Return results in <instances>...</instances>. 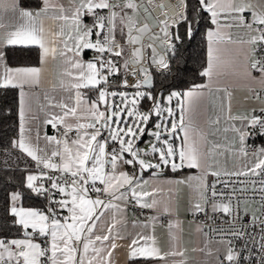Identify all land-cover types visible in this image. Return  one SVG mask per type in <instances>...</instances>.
Instances as JSON below:
<instances>
[{
  "label": "snow or ice",
  "instance_id": "1",
  "mask_svg": "<svg viewBox=\"0 0 264 264\" xmlns=\"http://www.w3.org/2000/svg\"><path fill=\"white\" fill-rule=\"evenodd\" d=\"M153 0H149L151 5ZM76 3V0H73ZM201 8L211 16V22L219 29V15L225 10L216 0H199ZM159 7L164 14L165 19L160 21L163 32V43L167 50L173 54L176 51V44L183 43V37L180 35L179 26H184V31L191 39L198 26L199 21L189 19L188 15L182 9L185 7L184 0H180L179 7L175 17H168L163 9V4L155 5ZM50 0H43V6L33 12L20 8L18 0H12V17L6 23L3 15H0V88H20V137L18 141H13V147L18 146L20 151L31 157L36 163L37 172L29 173L23 182L24 188L29 193L37 197H43L47 202L46 209L25 208L18 206L23 191H13L10 194L11 207L10 214L15 218L14 223L18 225L23 233V238L0 239V264H111L110 257L112 251L118 247L116 239H125L117 233L113 235V229L116 223V214L122 213L124 209L119 203L114 201H124L125 203L135 201L140 207L153 208L159 203L155 198L149 202L145 199L153 195L157 189L151 192L144 189L149 181L142 182L137 180L136 171L143 173L148 170L153 171V176L162 172L164 168L170 165L172 171H176L185 166L200 167L198 155L188 146L189 124H185V114L190 111L191 100L197 96L199 89L208 87L207 85H194L192 89L180 93L173 91L168 96V102L175 98L180 108V118H175L174 110L171 107H162V102L151 92H145L141 89L151 86L150 75L143 68L140 74L143 80L134 84H129L125 79L122 87L135 88L136 91L130 96L127 91H110L108 88L109 77L116 72L117 65L111 58L112 56H122L125 46L128 48V57L125 60V68L129 60L133 65L138 64L144 59L142 49L133 47L139 44L141 36L137 33H144L148 25L141 26L137 16L140 5L135 0H123V3L113 0H79L78 6L70 13L62 7L57 9L54 19L63 20L61 39L63 48L60 55L64 58L65 64L71 71H66L65 75L72 78L71 87L76 89V105L72 107L64 103L52 104L50 106L66 109L63 116H53L52 120H46L45 123H51L53 128L57 123L64 124L65 135L73 130L77 133L76 138L71 140V146L68 141H56L55 137L45 136L44 139L51 144L53 141L59 146L64 144L63 151L59 148L50 153L38 146L33 147L30 138L27 135L25 121L27 120L25 110V84H38L41 79V69L37 67H9L6 63V57L3 47L8 45H36L40 49V62L45 64L48 58L55 57L56 49L50 46L45 36V29L42 19L49 15ZM3 8L0 0V9ZM107 10V14H102L98 10ZM127 9L132 10L129 14ZM252 5L241 4L227 5L228 12H235L240 15L232 17L240 25L248 29V40L242 43L256 44L264 43V13L252 10L251 22H246L242 15L244 11L251 10ZM144 12H149L148 7ZM84 16H91L92 23L84 22ZM18 18V19H17ZM117 20L120 24V34L125 35L124 44L118 42L115 38L117 31ZM231 27V25H228ZM256 26V27H254ZM175 27L176 32L171 29ZM93 34L95 41L92 40ZM154 39H160L157 34H152ZM208 41V67L201 73L211 79L213 71L214 44L225 41L224 36L219 31L208 30L206 33ZM227 42H231V37ZM152 47V45H149ZM91 49L97 55L90 61L82 59L84 50ZM67 53H71L68 56ZM110 54L107 56L105 54ZM152 63L159 68H167L168 64L163 57L157 58L155 48L152 51ZM251 67L259 70L264 75V61H249ZM107 70L106 73L104 70ZM133 76L137 73L133 72ZM80 89H87L98 94L97 99L92 101L88 108V116H85V122H79L81 117L77 115V108L88 104L79 92ZM119 97L117 103L116 97ZM111 97V101L108 98ZM148 99L152 101V108L148 112H141L137 105L140 100ZM187 103V106H186ZM104 104L103 110L99 108ZM167 112L171 120V126H168V120L164 113ZM155 114L158 122L154 123V130L148 129L152 115ZM73 116L76 123H66L64 117ZM232 119L247 120L252 128H259L260 134L264 135V118L252 115L250 117H232ZM107 136H103L104 132ZM239 135L241 145L244 144L248 133L243 129H235ZM184 133V139L179 145L173 141L179 139V133ZM144 134L153 137L154 142L143 149L139 148L137 141ZM40 136L37 133L35 141L39 142ZM112 143L111 150L108 149L109 143ZM243 151V148H241ZM256 162L251 171L252 174L264 173V148L258 150ZM59 157V163L55 158ZM151 157V159H149ZM108 158V159H106ZM179 159L180 163L176 160ZM90 162V166H89ZM105 164L110 165L111 171H107ZM121 165L131 166L132 173L120 171ZM212 175L219 176L220 173L213 172ZM228 175H245L246 172H230ZM192 178L190 177L189 180ZM199 179V178H197ZM99 181V187L97 185ZM171 183V181H168ZM181 184L185 181H176ZM140 189L139 191L137 189ZM96 192L97 197L93 199L90 192ZM264 193V186L261 188ZM197 195L191 211L198 213L205 211V206L210 202L206 195L207 186L204 185V192H201L200 185L196 186ZM57 193L59 198H57ZM110 197L103 199L100 194ZM130 193V196H129ZM213 196H215L213 186ZM201 200L203 203H201ZM264 200V196H262ZM213 212L222 211L231 215L229 204L211 201ZM105 211L111 212V222L106 223L104 228L97 231L98 222L104 217ZM168 211V207H164ZM257 218L254 216L253 220ZM154 223V221H153ZM264 223V222H262ZM135 227V225H134ZM143 227H147L144 225ZM169 233L172 240L176 237L172 233L175 227L169 223ZM106 229V231H105ZM237 239L242 236L247 237L246 233L233 232ZM38 238H43V246L37 242ZM258 251L264 252V227L261 228ZM175 251L162 252L159 247L156 236L139 232L129 234V242L126 245V255L129 264H149L150 261H164L168 256L180 255ZM242 252L235 251L231 241L227 242L224 249V260L228 264H241ZM249 260V257H244ZM259 264H264V257L259 259Z\"/></svg>",
  "mask_w": 264,
  "mask_h": 264
},
{
  "label": "crops",
  "instance_id": "2",
  "mask_svg": "<svg viewBox=\"0 0 264 264\" xmlns=\"http://www.w3.org/2000/svg\"><path fill=\"white\" fill-rule=\"evenodd\" d=\"M158 1L163 4L166 13L170 15L177 11L180 3L179 0ZM261 1L264 3V0ZM78 2L79 0H76V3H73V0H50L49 15L42 19V24L45 29L46 39L50 42V46L56 49V55L54 58L50 56L45 64L42 65L40 62V49L36 45H6L2 49L4 54L7 47H29L36 50L37 60L35 63L9 62L7 59L6 63L9 67L13 68L37 67L41 69V79L38 84L24 85L23 90L25 92V110L27 116L25 128L32 146L43 148L49 153L57 148L62 152L64 144L61 143L58 146L55 141L49 144L44 139L45 136L54 137V133L56 132V127L53 128L51 123H45V121L52 120L53 116H63L64 111H66V109L50 106L49 101H51L52 104L64 103L72 107H77V90L71 87L72 78L65 75V72L71 71V69L65 64L64 58L59 54L60 50L63 48L61 35L64 21L54 19L53 17L57 14L56 10L60 7L70 13L78 6ZM216 2L223 5L225 10L220 12L219 15V29L211 22V16L209 14L211 27L205 31L206 62L203 71L208 67L207 31L210 29L219 31L220 34L224 36L225 41L213 45V71L211 79L207 76H203V80L196 84L207 85L208 87L198 90V93L202 94H198L192 98L190 111L185 114V124H189L190 121L188 146L198 155L200 167L190 168L185 166L176 171H172L169 165L156 176H153V171L155 170H148L143 173H139V170L136 171L137 180H139L141 184L145 180L149 181L147 185H143L145 190L151 192L153 189H157L153 195L145 197V199L151 202V200L155 198L159 203L156 207L147 208L140 207L135 201H131L135 207L130 210L124 201H114V203H119L124 211L116 214L113 235L118 233L119 236L125 237V239H116L118 247L111 250V264H129L126 255V245L129 242V234H136L139 232H144L149 236L154 234L162 252L175 251L181 253L180 255L168 256L164 261H150L149 264H218V258L224 257V249L227 242L224 240H212L207 238L200 226L191 218L193 212L191 209L196 199L200 198L197 195L196 186L200 185L201 192H204V185L207 184L211 177L215 176L211 173L218 172L220 174H226L230 172H246L247 174H252L249 170L252 169L256 162L255 154L259 149H257L255 153L247 155L241 151V148L245 149L250 142L255 141V133L252 131L247 120H234L232 117H248L250 109L254 107H264V98L252 97V90L254 88L264 87V75H262L261 72H254L252 70L249 61L253 60L255 44L250 45L241 42L248 40V29L232 18L240 14L228 12L227 5L229 3L235 5L250 4L252 5V9L247 10L250 13L252 10L264 13V7L259 10L258 6L255 4V0H216ZM2 3L3 8L0 9V15H3L7 23L9 18L13 15L11 10L12 0H2ZM18 5L20 8L35 12L43 6V0H38V5L34 7L21 6L19 1ZM125 11L131 14L132 10L127 9ZM137 16L141 26L145 24L148 25L144 33H137V35L141 37L146 36L150 41L155 43L159 50H163L167 53V47L163 43L162 25L158 23L150 12L147 14L145 13L143 16H140L139 12H137ZM163 18L164 17L160 15L159 21H163ZM84 22L91 24L92 17L84 16ZM228 25H231V27ZM120 27L119 20H117L115 38L118 42L124 44L127 29L125 28V35L122 37L119 30ZM152 34H157L160 39H154ZM229 37H231V42H227ZM95 39L96 37L93 34L92 40L95 41ZM133 47H140V42ZM90 50L91 49L83 51V60L90 61L93 59L89 56ZM126 50L127 46H125L124 53ZM149 51H151L150 56H148ZM152 51L153 47H149L147 51V61L150 63H152ZM124 53L119 57L113 56L117 65L116 71L119 70L118 72H120L125 58ZM156 54L157 58L161 57L157 51ZM67 55L71 56L72 54L67 53ZM192 87L193 86L184 89L181 93L192 89ZM14 89L17 95V136L14 141H18L21 125V89L18 87ZM109 90L122 91L121 89L115 88H109ZM79 92L82 94L83 98L88 101V104L81 105L77 108V115L81 117L79 122L83 123L85 122L84 117L89 115L87 110L91 102L97 99L98 94L87 89H80ZM111 99V97L108 98L109 101H111ZM115 99L118 103L120 98L117 96ZM172 102L176 105L175 117L179 120L180 108L178 107V101L173 98ZM104 107V104L99 105L101 110H103ZM64 120L66 123H76V118L71 115L64 117ZM57 125H60L62 131L65 133L64 124L57 123ZM241 128L248 133L243 145H241L239 135L235 131V129ZM37 133H39L40 136L38 144L35 141ZM67 133H70V139L61 135L58 139L55 138L56 141L66 139L69 146H71V140L76 138L77 133L75 128ZM105 133L107 136V132ZM183 139L184 133L180 132L179 139L173 142L179 145ZM16 148L33 164V169L27 171L24 175L25 181L29 173L37 172L36 163L31 157L21 152L18 146H16ZM55 162L59 163V157L55 158ZM176 162L180 163L178 158ZM105 168L107 171H111L110 165L105 164ZM119 170L130 172L132 168L128 165H121ZM257 171L258 169L256 172ZM190 177L192 178L191 180H189ZM168 181H171V183ZM176 181H185V183L177 184L175 183ZM96 183L99 187H103V185L99 184V181ZM137 190L139 191L140 189L138 188ZM100 196L105 200L110 199V197L104 196L103 193H101ZM91 197L95 199L97 194ZM201 203H203L202 200ZM210 205L211 202L206 206L212 208ZM18 206H20L19 203ZM165 206L168 207L167 212L164 211ZM10 207L11 200L9 209ZM25 208L43 209L44 207ZM143 210L146 211L145 214L142 213ZM110 222L111 212L105 211L104 217L98 222L97 231H100V229L104 228L106 223ZM169 223L175 225L171 230L176 237L175 240H172L170 236ZM144 225H147V227H143ZM14 238H23V233L17 237H0V239L6 240ZM41 239L42 238H38L37 242L42 244ZM140 264H142V262H140Z\"/></svg>",
  "mask_w": 264,
  "mask_h": 264
},
{
  "label": "built area",
  "instance_id": "3",
  "mask_svg": "<svg viewBox=\"0 0 264 264\" xmlns=\"http://www.w3.org/2000/svg\"><path fill=\"white\" fill-rule=\"evenodd\" d=\"M180 1V0H179ZM116 2H123V0H113ZM135 3L140 5L138 12L140 16L145 14L144 8L148 7L149 12L153 17L159 21V16L164 14L161 12L159 7H156V4H159L158 0H153L152 4H149V0H135ZM164 9V8H163ZM165 11V9H164ZM102 14H107L106 10H100ZM166 12V11H165ZM176 12L167 14L168 17H175ZM242 15L246 18V22H251L252 14L249 11H244ZM256 27V26H254ZM264 27V26H260ZM246 28V27H245ZM149 45L155 48V50L163 57L167 64L168 58L167 53L163 50H159L155 43L150 41L146 36H142L140 40V48L142 49L144 59L140 63L133 65L129 60L127 68H125V60L128 57V48L126 50L125 58L121 66L120 72L116 71L113 75L109 77L108 88H123L122 82L127 79L129 84H134L137 79L142 81L144 78L140 74V69L143 68L149 73L150 70H154L157 73L167 72L168 67L159 68L153 63L147 61V51ZM97 55L93 50H90L89 56L94 57ZM106 58L110 54H105ZM113 60V56L111 57ZM254 61H264V43L257 42L255 44ZM252 68V67H251ZM254 72H260L259 70L252 68ZM106 73V69L104 70ZM136 72L137 75L133 76L132 73ZM253 98H264V87L254 88L252 90ZM255 115L257 117L264 118V107H254L250 109L248 117ZM252 131L255 133V141L250 142L245 149H243L244 154H253L257 149L264 148V135L260 134L259 128H252ZM106 132V131H105ZM103 133V136L106 137V133ZM61 135H64L67 139L71 138L70 133H65L62 131L60 125L56 126V132L54 137L58 139ZM112 143H109L108 149L111 150ZM133 169L129 172L132 173ZM257 173L259 174H245V175H228L220 174L219 176L215 175L210 178L207 182V192L206 195L208 200L211 202L215 200L216 202H222L229 204L231 207V215L225 214L222 211L213 212L212 208L205 206V211L198 213L192 212L191 218L195 223H197L203 233L207 238L212 240H224L226 242L231 241L232 246L235 251L242 252L241 264H259V259L264 257V252L258 251L259 249V240L261 235V228L264 227V200H262L261 188L264 186V173H260L258 169ZM213 186L215 191V196H213ZM97 194L96 192H90V196ZM57 198L59 194L57 193ZM246 205L243 207V205ZM128 209H134L132 202L126 203ZM47 202L44 199V208L46 209ZM142 213H146L145 210ZM257 219L254 221L253 217ZM233 232L246 233L247 237L242 236L237 239L232 235ZM43 246V238L41 239ZM244 257H249V260H245ZM218 264H228L224 257L218 258Z\"/></svg>",
  "mask_w": 264,
  "mask_h": 264
},
{
  "label": "trees",
  "instance_id": "4",
  "mask_svg": "<svg viewBox=\"0 0 264 264\" xmlns=\"http://www.w3.org/2000/svg\"><path fill=\"white\" fill-rule=\"evenodd\" d=\"M21 6H36L38 0H18ZM186 12L189 19L198 20V26L191 39L184 31V26H179L183 43L176 44V51L173 54L167 50L168 71L157 73L150 70L151 86L142 88V91L151 92L157 99H162L165 95H170L173 91L182 92L201 82V75L205 62V31L211 27L209 13L203 11L199 0H184ZM172 32H176L173 27ZM5 56L9 62L35 63L37 60L36 50L29 47H7ZM119 71V70H118ZM119 73V72H118ZM130 90L135 88H115ZM152 101L148 99L140 100L137 105L142 112L151 109ZM148 124L151 127L153 119ZM17 136V95L12 87L0 88V237L11 238L22 235L21 228L14 223V217L10 214V194L13 191H23L19 205L23 207H44V198L37 197L28 192L23 186L24 175L33 169V164L13 147V141ZM146 137L144 134L142 138Z\"/></svg>",
  "mask_w": 264,
  "mask_h": 264
},
{
  "label": "rangeland",
  "instance_id": "5",
  "mask_svg": "<svg viewBox=\"0 0 264 264\" xmlns=\"http://www.w3.org/2000/svg\"><path fill=\"white\" fill-rule=\"evenodd\" d=\"M255 4L258 6V9L259 10H261L262 7H264V3L261 0H255ZM150 55H151V51H149V53H148V56H150ZM122 91H127L129 93V95L131 96L136 91V89L122 90ZM168 96L169 95H165L163 97V99H162V107H171L174 110V113H175L176 112V110H175L176 109V105L172 101L169 104V102H168ZM153 116L155 118L153 119L152 125L149 128V130H154V123L155 122H158L157 116L155 114H153ZM164 117H165V119L168 120V126L170 127L171 126V120H170V118H168L167 112L164 113ZM150 142H154L153 137H147L140 144H138L137 142L136 143H137V145H138L139 148L143 149V148L147 147ZM149 159H151V157H149ZM210 206L212 207V204ZM244 206H246V205L244 204L243 207Z\"/></svg>",
  "mask_w": 264,
  "mask_h": 264
},
{
  "label": "water",
  "instance_id": "6",
  "mask_svg": "<svg viewBox=\"0 0 264 264\" xmlns=\"http://www.w3.org/2000/svg\"><path fill=\"white\" fill-rule=\"evenodd\" d=\"M149 75H150V80H151V74L150 73H148ZM143 80V79H142ZM144 88H149V87H144ZM146 135V137H144V138H142L141 137V139L139 140V141H137V143L138 144H140L142 141H144V139H146L147 137H151V136H149L148 134H145ZM139 172V171H138ZM140 173V172H139Z\"/></svg>",
  "mask_w": 264,
  "mask_h": 264
}]
</instances>
